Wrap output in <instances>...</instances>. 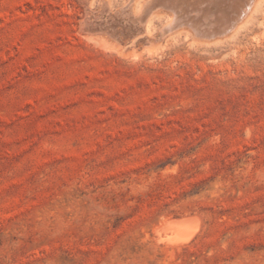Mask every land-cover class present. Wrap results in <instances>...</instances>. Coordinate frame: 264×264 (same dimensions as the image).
I'll return each mask as SVG.
<instances>
[{"label":"rangeland","instance_id":"374dc122","mask_svg":"<svg viewBox=\"0 0 264 264\" xmlns=\"http://www.w3.org/2000/svg\"><path fill=\"white\" fill-rule=\"evenodd\" d=\"M104 1L0 0V264H264V0Z\"/></svg>","mask_w":264,"mask_h":264},{"label":"bare ground","instance_id":"6f19581e","mask_svg":"<svg viewBox=\"0 0 264 264\" xmlns=\"http://www.w3.org/2000/svg\"><path fill=\"white\" fill-rule=\"evenodd\" d=\"M104 1V0H103ZM169 1V0H168ZM247 4V9H243L241 11H238L237 17H243L245 20L252 11L256 9V7L260 4L261 0H245ZM193 2V1H192ZM225 0H207V4L211 5L213 3H224ZM106 3V0L104 1ZM162 3V2H161ZM164 3V2H163ZM167 3V2H166ZM172 3V2H171ZM175 3V2H174ZM206 3V2H205ZM126 4V3H125ZM138 5L134 4V0L129 3L128 6H131V13L135 20L141 23H147L148 17H149V9L148 7L153 4L152 0H140ZM168 4V3H167ZM133 6H138V9H134ZM172 6V5H171ZM191 8V6H190ZM175 12H177L176 8H174ZM220 9L225 13L226 8L225 6H220ZM180 10V9H179ZM160 11V10H159ZM158 11V12H159ZM165 12V11H161ZM168 12V11H167ZM201 13V12H200ZM153 14V13H152ZM180 14V13H179ZM197 14V13H196ZM155 15V14H154ZM152 15V16H154ZM169 15V14H168ZM191 15V14H190ZM131 17V16H130ZM172 17V16H171ZM171 19V18H170ZM172 20V19H171ZM170 20V21H171ZM185 20V19H184ZM248 21V20H247ZM246 21V22H247ZM150 22V21H149ZM169 22V21H168ZM245 22V23H246ZM242 24L244 22H241ZM244 23V24H245ZM148 24V23H147ZM240 24V25H242ZM149 26V25H148ZM196 26V25H195ZM147 27V26H146ZM166 28V27H165ZM222 28V27H221ZM181 29V28H180ZM197 29V28H196ZM206 31V30H205ZM239 31V30H238ZM214 33V32H213ZM216 33V32H215ZM231 33V32H230ZM235 33V32H234ZM233 33V34H234ZM206 35V34H205ZM211 35V34H210ZM213 35V34H212ZM230 36V35H229ZM201 37V36H200ZM227 37V36H225ZM221 38V37H220ZM97 40V39H96ZM204 40V39H203ZM215 40V39H214ZM213 40V41H214ZM216 40H219L216 38ZM105 41V40H104ZM99 42V41H98ZM107 42V41H106ZM104 43V42H103ZM108 43V42H107ZM105 44V43H104ZM154 232L157 235V238L162 243L172 246V247H180L189 241H191L196 234L200 230V219L196 215H182L178 218H173L172 216H168L163 218L159 225H157L155 228L153 227Z\"/></svg>","mask_w":264,"mask_h":264}]
</instances>
